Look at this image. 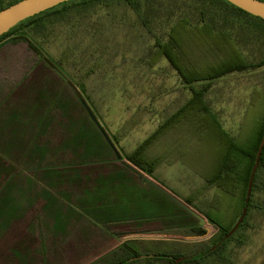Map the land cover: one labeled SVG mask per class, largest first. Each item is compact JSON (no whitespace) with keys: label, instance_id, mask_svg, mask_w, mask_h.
Returning <instances> with one entry per match:
<instances>
[{"label":"rangeland","instance_id":"1","mask_svg":"<svg viewBox=\"0 0 264 264\" xmlns=\"http://www.w3.org/2000/svg\"><path fill=\"white\" fill-rule=\"evenodd\" d=\"M13 1L0 0V3ZM104 13L102 10L99 15ZM124 14L118 13L120 21ZM95 21L96 18L87 23V35L79 37L76 30L70 38L68 24L55 23L46 32L38 31L33 36L27 24V27L17 29L9 40L0 43V65L17 69L47 65L61 76L64 73L62 67H67L70 88H78L80 99L83 98L90 107L92 122L98 125L99 121L111 139H119L128 153L169 120L164 131L144 151L150 162L159 167L156 177L181 202L186 204L183 200L190 198L193 200L191 209L200 210L228 228L235 216L237 198L216 186L208 188L207 185V179L215 177L218 171L220 140L200 121V114L186 111L174 117L191 99V90L164 58L155 65L149 64L153 40L148 43V54L142 58L130 28L109 23L108 34L96 41L89 34L94 32ZM168 24V17L162 16L151 25L158 35L165 36ZM78 38L80 51L75 49ZM29 42L36 47L39 56L31 50ZM69 45L74 50L70 62L69 51L66 52ZM94 45L95 51L91 48ZM184 46L189 62L201 66L210 60L201 41H186ZM240 48L249 62L261 59L258 47L253 44H241ZM201 84H194V87L200 88ZM206 95V101L218 114L221 129L231 137L241 135L239 141L243 146L244 140L264 118V67L226 75L216 80ZM240 115H244L243 122L237 120ZM118 153L116 156L121 160ZM254 203L257 208L251 211L247 226L227 245L221 258L209 257L202 264H264V189L255 193ZM174 205L170 204L169 212L164 210V213L154 207L152 217L146 219L142 227H161L160 232L164 234L177 232L176 235L187 237H190V231L201 227L206 234L201 238L171 240L180 243L166 245L161 250L151 244L149 254L178 258L200 256L211 245L217 231L198 211L206 221L204 226L193 215ZM27 261L26 258L21 263Z\"/></svg>","mask_w":264,"mask_h":264},{"label":"crops","instance_id":"2","mask_svg":"<svg viewBox=\"0 0 264 264\" xmlns=\"http://www.w3.org/2000/svg\"><path fill=\"white\" fill-rule=\"evenodd\" d=\"M62 68L61 76L47 65H0L2 264H132L137 253L148 259L151 244L161 250L180 243L154 237L169 235L161 227H142L154 207L185 210L163 192L159 167L144 153L169 120L128 153L92 122Z\"/></svg>","mask_w":264,"mask_h":264},{"label":"trees","instance_id":"3","mask_svg":"<svg viewBox=\"0 0 264 264\" xmlns=\"http://www.w3.org/2000/svg\"><path fill=\"white\" fill-rule=\"evenodd\" d=\"M20 1L22 0L8 4L1 2L0 11ZM259 1L264 2V0ZM102 10L105 13L100 16L99 12ZM119 12L127 14H124L122 21L119 20ZM162 16L168 17L169 20V30L165 36L158 35L151 25ZM175 17L177 19L173 20ZM94 18H96L95 29L89 34L96 41L102 40V37L108 34L111 27L109 23L123 25L131 29L130 34L134 35L133 42L144 58L150 50L148 43L153 40L154 49L151 50L149 64L155 65L164 58L192 93L191 99L175 113L174 117L186 111L200 114L201 122L211 128L220 140L218 171L215 177L207 179V185L208 188L216 186L236 197L237 206L234 219L228 228H224L207 214L196 210L204 215L214 228L217 227L211 245L203 250V254L221 241L239 220L244 208L251 172L264 136L263 118L260 126L244 140L242 146L239 141L241 135L239 138L231 137L221 129L217 113L206 101V94L216 80L226 75L264 67V20L244 12L226 0H72L21 22L1 36L0 43L9 40L17 29L27 27V24L32 29V36L38 31L46 32L55 23H61L69 25V38L76 30L81 37L88 34L87 23ZM190 40H198L205 45L203 49L210 57L207 63L198 66L199 64L189 62V54L184 43ZM77 43L75 49L80 51L79 38ZM241 44H253L258 47L261 59L255 63L249 62L240 48ZM29 47L39 56L31 42ZM91 48L93 51L97 49L95 45ZM68 51L70 62L71 54L74 52L71 45L69 50H66ZM47 64L51 65L49 62ZM197 83H202L200 88L194 87ZM130 160L140 169L152 174L150 168H144L135 158ZM263 176L264 151L253 185L248 213L240 228L226 243L206 257L180 264H202V261L209 257L221 258V253L227 245L235 241L240 230L247 226L251 211L257 208L254 196L256 192L264 189ZM186 204L193 208V201H186ZM200 228L190 231V236L203 237L206 231ZM136 255V260L132 264H142V262L143 264H175V260L166 255L157 254L145 261L138 260L140 253Z\"/></svg>","mask_w":264,"mask_h":264},{"label":"water","instance_id":"4","mask_svg":"<svg viewBox=\"0 0 264 264\" xmlns=\"http://www.w3.org/2000/svg\"><path fill=\"white\" fill-rule=\"evenodd\" d=\"M69 1H72V0H22L6 9H3L2 11H0V37L8 33L12 28L16 27L21 22L33 16H36L40 13H43L49 9L57 7L61 4L67 3ZM226 1L252 16L264 20V2L259 1V0H226ZM263 151H264V136L260 144L259 150L257 152L255 164L251 172L244 208H243V211H242V214L239 220L234 225V227L228 232V234L221 241H219L210 250L201 254L200 256L186 257V258H175L173 256H168V258L175 260V264H180L188 260H198V259L206 257L207 255L217 250L224 243H226L237 232L241 224L244 222L247 216V213H248L253 185L255 182L258 168L260 166V160H261ZM163 192L170 199H172L173 201L178 203L181 207H183L188 213H190L195 218H197L200 221L201 226L205 225V222H206L205 219H203L198 212L191 209L189 205L181 202L179 199H177V197H175L171 193L167 191H163ZM215 230H217V227H215ZM153 236L154 237H171V238L178 237V238H184V239L201 238L198 236L187 237V236H177V235H153ZM147 257L150 258L152 256L148 255ZM140 258H143V257H140Z\"/></svg>","mask_w":264,"mask_h":264},{"label":"flooded vegetation","instance_id":"5","mask_svg":"<svg viewBox=\"0 0 264 264\" xmlns=\"http://www.w3.org/2000/svg\"><path fill=\"white\" fill-rule=\"evenodd\" d=\"M198 220V219H197ZM199 221V220H198ZM199 223H200V221H199ZM199 227V226H198Z\"/></svg>","mask_w":264,"mask_h":264}]
</instances>
